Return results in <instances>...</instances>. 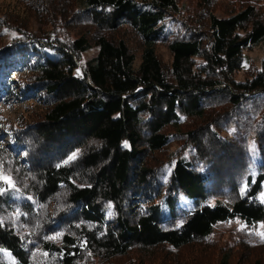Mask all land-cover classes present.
Returning <instances> with one entry per match:
<instances>
[{"label":"trees","instance_id":"obj_1","mask_svg":"<svg viewBox=\"0 0 264 264\" xmlns=\"http://www.w3.org/2000/svg\"><path fill=\"white\" fill-rule=\"evenodd\" d=\"M0 105V264H264V0H16Z\"/></svg>","mask_w":264,"mask_h":264},{"label":"rangeland","instance_id":"obj_2","mask_svg":"<svg viewBox=\"0 0 264 264\" xmlns=\"http://www.w3.org/2000/svg\"><path fill=\"white\" fill-rule=\"evenodd\" d=\"M190 0H186V5H189ZM16 5V0H6V1H0V9H4V7H7V5ZM221 9H223L221 6L218 7V11L216 13L217 16L221 17ZM184 19L188 17V14L183 15ZM8 41L4 43L3 46L7 45ZM95 52H89L86 55H84V60H89L92 57L95 56ZM263 58V52L260 49H254L251 52H246L244 54V60L242 62L241 69L242 71L235 75L234 80L237 83H245L251 79H248V76H246L245 72L246 69L250 65L259 66L261 60ZM9 102L8 104H10ZM12 105H0V130L4 129L2 127H8V126H14V123L20 119L22 115H24L22 109L17 107H11ZM0 143L4 147H7L10 149L11 144L9 140H7V134L5 132L0 133ZM175 148H173L174 150ZM250 156L252 160V164L255 167L259 162V156H258V150L255 145L250 146ZM189 157V155H188ZM252 172L254 173V168H252ZM174 195L177 200V209H176V216L177 220L174 222V227L178 228L181 226L185 220V217L192 211V202L187 199L182 192L178 188H174ZM256 200L264 205V183L261 185L259 192L256 195ZM237 240V237H235Z\"/></svg>","mask_w":264,"mask_h":264},{"label":"snow or ice","instance_id":"obj_3","mask_svg":"<svg viewBox=\"0 0 264 264\" xmlns=\"http://www.w3.org/2000/svg\"><path fill=\"white\" fill-rule=\"evenodd\" d=\"M0 179L6 180L7 178L0 176ZM259 235L261 236L262 240H264V232L260 233Z\"/></svg>","mask_w":264,"mask_h":264}]
</instances>
